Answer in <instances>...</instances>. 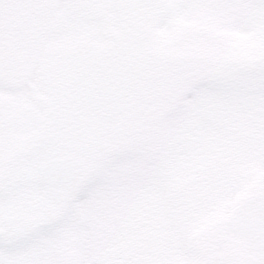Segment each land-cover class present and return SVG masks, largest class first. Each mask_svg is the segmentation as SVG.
<instances>
[{"label":"rangeland","instance_id":"1","mask_svg":"<svg viewBox=\"0 0 264 264\" xmlns=\"http://www.w3.org/2000/svg\"><path fill=\"white\" fill-rule=\"evenodd\" d=\"M144 1V9L113 1V34L107 40L101 22L98 49L120 53L118 60L130 49L148 67L171 55L220 61L229 74L176 92L169 116L146 118L143 143L94 168L63 210L67 233L50 240V254L33 250L0 264L54 256L52 264H201L207 228L232 217L243 193L264 188V7L255 0Z\"/></svg>","mask_w":264,"mask_h":264},{"label":"flooded vegetation","instance_id":"2","mask_svg":"<svg viewBox=\"0 0 264 264\" xmlns=\"http://www.w3.org/2000/svg\"><path fill=\"white\" fill-rule=\"evenodd\" d=\"M113 1L0 0V261L50 254V240L67 233L63 210L94 168L143 143L146 118L166 117L176 89L193 84L194 68L174 62L177 55L148 67L130 49L119 60L120 53L98 49L97 26L107 40L113 34ZM124 2L145 8L144 0ZM71 160L79 164L68 181L40 177ZM207 229L201 264H256L250 254L264 264L250 238L231 234L228 219Z\"/></svg>","mask_w":264,"mask_h":264},{"label":"water","instance_id":"3","mask_svg":"<svg viewBox=\"0 0 264 264\" xmlns=\"http://www.w3.org/2000/svg\"><path fill=\"white\" fill-rule=\"evenodd\" d=\"M76 168L73 162L66 163L63 169L50 168L40 171L41 177L46 179L47 173H55V180L69 179ZM234 219L230 222L232 233L241 236H252V249L264 254V192L254 194L234 207Z\"/></svg>","mask_w":264,"mask_h":264}]
</instances>
